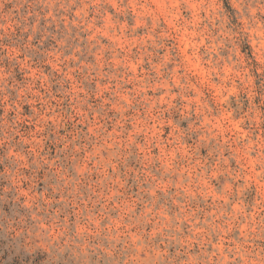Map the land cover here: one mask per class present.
Listing matches in <instances>:
<instances>
[{"label": "clouds", "instance_id": "obj_1", "mask_svg": "<svg viewBox=\"0 0 264 264\" xmlns=\"http://www.w3.org/2000/svg\"><path fill=\"white\" fill-rule=\"evenodd\" d=\"M0 264H264V0H0Z\"/></svg>", "mask_w": 264, "mask_h": 264}]
</instances>
